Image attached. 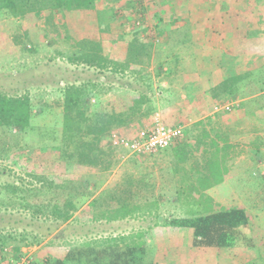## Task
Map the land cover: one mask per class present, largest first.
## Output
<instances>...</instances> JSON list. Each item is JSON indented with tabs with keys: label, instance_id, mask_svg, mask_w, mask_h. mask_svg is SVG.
<instances>
[{
	"label": "rangeland",
	"instance_id": "rangeland-1",
	"mask_svg": "<svg viewBox=\"0 0 264 264\" xmlns=\"http://www.w3.org/2000/svg\"><path fill=\"white\" fill-rule=\"evenodd\" d=\"M97 8L63 15L55 14L51 18L45 16L47 20L43 18L35 23L15 19L5 13L0 14V91L8 96L27 95L32 105L31 126L25 132L19 133L16 129L11 132L0 130V189L6 184L15 183L26 189H38L42 185L34 176H43L50 181L48 183L66 185L64 196L69 193V189L75 188L79 193L74 196L77 210L66 223L57 224L49 218L31 219V211L14 210L5 213L2 210L0 212V227L4 228L2 235L12 234L20 240L24 234L26 242L34 237L39 239V234L43 235V238H40L42 240L39 244L31 247H24L23 243L16 239L9 240L4 247V253H0V264H47L50 261L63 260L73 252L77 254L78 259L69 264H88L85 256L91 259V255L102 248L99 246L100 242L118 238H127L133 246L137 245L141 248L140 251H144L143 255L140 253L137 255L142 264H190V261H184L180 251L186 248V242L191 239V230H183L181 242L184 247L181 246L179 251L176 249L177 230L171 227L159 230V227H163L164 222L171 219L191 218L222 208H240L247 213L251 219V233L257 247L254 250L224 249L219 252L199 250L193 253L190 249L194 262L207 264V260H212L220 264L223 262L243 264L254 260L253 263L247 264H264V111L261 112L260 119L251 116L253 109L261 106L264 108V91H261L263 94L260 96L245 99L244 103L238 102L239 105L242 103L248 107L249 110L246 112L243 108L237 107L238 104L235 103L237 99L226 97L218 102L219 106L229 104L232 108L229 112L218 110L209 115L208 118L215 122L206 128L210 131L211 137L205 138L204 129L195 130L196 136L202 139L201 144L192 143V135L195 132L192 134V130H189L190 125L184 128L181 140L184 139L185 142L187 138V141L183 150L179 148L175 152L179 151L181 154L194 152L196 155L192 158L193 165L200 163L199 158L203 154L199 155V150L208 149L209 142L218 141L217 137L226 140L222 143V146L226 147L222 153H228L230 158L234 157L232 160L230 158L226 160L225 170L220 172L218 177L214 176L217 178L210 182L223 179L218 184L214 183L208 192L200 191L204 194L200 199L199 196L192 195V187L186 182L180 188L181 200L176 202L168 200V197L178 195L179 176H171L167 169L151 174L147 171L144 161L125 160L127 153L124 154L121 149H112L106 145L113 150L111 160L113 166L105 172L60 164L58 153L55 151L59 140L58 130L62 123L64 86L74 81L78 83L96 81L101 77L98 76L97 70L68 62L67 55L70 54L71 44L60 38L65 30L76 42L83 40L97 42L98 34L103 42L104 54L108 58L122 59L121 63L125 64H129L132 59L127 54L128 48L124 45L110 47L108 46L110 39H117L119 32H122V38L129 37L128 33L138 34L140 43L149 44L153 40L150 57L141 58L140 62L143 63L141 67L131 68L142 69V73L136 75L122 73L111 77L110 72H105L104 76L108 82L126 88L121 91L145 87H150L153 91L155 112L145 119L139 128L151 127L155 117L162 123L181 119L187 120L188 124L189 119L192 120V115L197 114L192 112V109L194 110L192 72L197 74V78H202L206 72V65L202 60L206 55L210 58L213 56V61L218 60L219 64H222L218 66L210 62L209 69H212V72L207 68V72L212 74L210 76L212 86L224 79V76L234 75L236 69H239V72L250 71L249 69L254 67L255 71L245 75L246 78L241 80L240 85H243L245 91L242 87L238 93L242 94L244 91L245 98V92L249 87L252 88L254 85L252 90L264 87V0H98ZM205 9L221 13L222 19L226 16L224 24L227 23L228 31L232 27V22L234 25L238 23V30L244 31V36L248 34L260 42L258 55L253 58L246 56L238 62L236 58H239V55L227 56L223 53L221 55L214 50L204 51L198 43L192 44V25L194 27L200 25L205 19L208 23L216 24L221 15L205 17L203 14ZM119 12L126 19L123 21L117 19L115 13L118 15ZM138 20L142 27L134 31L133 23ZM169 26L171 30H167ZM107 27L108 31H103ZM233 28L236 29L235 26ZM195 31L196 38L202 34L197 28ZM222 42L221 46L225 50L238 45L237 42L231 41L230 35H227V41ZM192 55L200 56L201 63L192 65ZM140 62L138 64L141 65ZM225 66H228L227 69H224ZM163 83L167 85L163 86ZM221 84L212 88V92L214 93ZM115 93L111 92L101 100L92 99L93 109L99 108L100 102L101 107L108 106V99H115L118 96ZM136 127L138 128L137 125ZM132 128L135 127L131 126L117 132L126 138H134L139 129L133 134L135 132L132 133ZM173 150L174 148H169L166 151ZM166 163L168 159L162 161L160 166L166 168L168 167ZM189 167L190 163L184 166L186 171ZM147 175L151 177L144 179L143 177H148ZM143 179L148 180L147 185L154 184L155 188L145 191L141 184ZM98 192L100 193L98 198L91 200L86 206L91 196ZM152 194L163 196L164 202L156 206L150 202V197L147 200L146 197ZM8 195L9 193L5 191V194L0 196V203L9 202ZM46 197L51 195L46 194ZM197 199L200 202L193 201ZM35 200L38 201L34 197H29L31 203ZM14 201L18 200L14 197ZM118 201L125 203L131 210L134 208L133 213L123 220L100 219V212L113 208ZM197 204H201L199 210L196 208ZM156 219L159 226H155ZM12 226L17 229L14 230ZM48 231L50 234L46 236ZM160 231L164 238H167L163 244H160L163 239L159 235ZM90 243L93 245L88 250L87 244ZM15 246L21 247L20 254L14 251Z\"/></svg>",
	"mask_w": 264,
	"mask_h": 264
},
{
	"label": "trees",
	"instance_id": "trees-1",
	"mask_svg": "<svg viewBox=\"0 0 264 264\" xmlns=\"http://www.w3.org/2000/svg\"><path fill=\"white\" fill-rule=\"evenodd\" d=\"M96 8L97 0H0V14L5 13L15 19L30 20L34 23L45 18V16H50L51 18L55 14L63 15L75 11L95 10ZM118 18L121 21L124 18L126 19L123 16H119ZM45 19L47 20V18ZM134 31H136V28H134ZM128 35L129 37L125 38L126 41L124 42L127 43V54L132 58L129 64L110 60L104 54L101 40L100 42L91 40L76 42L70 38L67 30H65L64 35L60 36L62 40H67L71 44L69 47V50H71L70 54L67 55L69 63L97 70L98 76H101L96 81L87 80L82 83L74 81L64 86L62 123L58 130L59 140L55 146L60 164L79 169H92L98 172L110 170L113 166L111 162L113 150L107 147L109 146L110 134L113 131L124 130L133 125H139L155 112L153 107L154 93L150 87L121 91L125 88L124 86L111 84V82L106 80L107 77L104 76L105 72H110L111 77L127 71L129 75L143 72L142 69L135 70L131 68L141 67L143 65L140 62L141 58L150 57L149 52L153 40L149 44H144L140 43L138 34L133 35L128 33ZM121 39L124 38L119 37L115 39V43ZM139 62L141 65L138 64ZM239 80L241 79L230 77V79L223 81L221 86L214 90V98H219L218 93L220 91L225 97L235 95L236 84ZM116 88L120 90H115ZM260 91H264L263 86H261ZM111 92H116V95H120L119 98L117 96L115 99H108V106L105 107H101L102 103L100 102L99 108L94 107L93 109L91 104L92 99H104ZM31 117L32 105L27 95L8 96L0 91V130L11 132L13 129H16L19 133L25 132L31 126ZM213 148L217 149V151L211 155L206 163L208 175L199 178L197 189L192 187V195L199 196V199L202 198L200 196H204L200 191L203 192L209 189L214 183L218 184L223 179L210 182L216 179L220 175V172L225 170L224 164L226 162L224 155L220 156V153L224 149L222 151L220 148L218 149L217 144H213ZM214 176L217 177L215 178ZM34 178L42 185L41 188L26 189L16 183L4 185L3 189H0V196L5 194L6 191V193H9L10 201L0 203V212L2 210L5 213H11L14 210L31 211V219L38 217L40 219L49 218L53 219L57 224L68 222L77 210L74 196L79 195L78 191L75 188L74 190L69 189V193H66L67 195L65 194L64 196L66 185L62 183L59 185H55L53 182L48 183L50 181L43 176H34ZM46 194L51 195V197L47 198ZM14 197L18 201H14ZM29 197H34L38 201L35 200L31 203ZM193 201L200 202L198 199ZM200 207L201 204H197L196 208L198 210ZM214 208L213 206L212 210ZM133 210L134 208L131 210L125 203L123 204L118 201L117 205L104 212H100L99 216L100 219H105L106 221L123 220L128 218L133 213ZM156 221L155 226H159L158 219ZM12 227L14 230L17 229L14 226ZM164 227H171L175 231L177 230V245L182 243L181 236L183 230L190 229L191 239L186 242V246L193 248L233 251V249L254 250L257 247V243L251 233V219L240 208H222L215 212L191 218H175L164 222L163 227H159V230ZM3 229V227H0V253L4 251V247L9 240L15 241L16 239L12 234L7 236L2 235ZM49 234L50 231L47 232L46 236ZM159 235L163 238L160 244H163L167 238H164L162 231L159 232ZM38 236L43 238V235L39 234ZM40 238L34 237L31 241L26 242V236L23 234L20 240H16L23 243L24 247H31L32 245L39 244L42 240ZM128 241L129 239L127 238H118L100 242L99 246L102 248L98 249L97 253L92 254L91 259L89 256H85L86 262L88 264H142V260L137 255L139 253L142 254L144 251H140V247H137V245L133 246L131 241ZM174 244L176 245V243ZM87 245L89 246L88 250H90L93 244ZM20 248V246H15L13 249L17 254H20ZM77 259V254L73 252L69 253L63 260L50 261L47 264H69L76 262ZM251 261H247V263H253L254 260Z\"/></svg>",
	"mask_w": 264,
	"mask_h": 264
},
{
	"label": "crops",
	"instance_id": "crops-1",
	"mask_svg": "<svg viewBox=\"0 0 264 264\" xmlns=\"http://www.w3.org/2000/svg\"><path fill=\"white\" fill-rule=\"evenodd\" d=\"M125 3H127V2H125ZM203 14L205 17L206 16L208 17V15L214 16L216 14H221V13H218V12L213 11V10L205 9ZM99 15H100V13H99ZM115 16L118 19L119 16H123V15H121V12H119L118 15L115 13ZM221 16H222V14L219 15V18H218L216 24L208 23L207 19H205V22L200 23V25H195V27H194V25H192V44L198 43L200 46L203 47L204 51L205 50L207 51V49L209 51L214 50V52L218 51L219 54H221V55H222V53L227 55V56L239 55L240 57L236 58L238 60V62L240 60H243L244 57H246V56H247V58H253L256 54L258 55V52H259L258 46H259L260 42L256 41L253 36L249 37L248 34H245L248 37L244 36V31L238 30V26H239L238 23H236V25H234L232 22V27H230L229 31H228V29L226 27V26H228L227 23L224 24V22H226V16L223 19ZM233 26H235L236 29H234ZM195 28H197V30H199V32L202 33L201 35H199V37H197L198 39L195 36V32H196ZM106 30L108 31V27L106 29H103V31H106ZM167 30H171L170 26L167 27ZM124 32H126V31H124ZM121 35H122V32H119V35H117V38H119V37L121 38ZM227 35H230L231 41L234 43L237 42L238 45L232 46L231 48H227L225 50V49H223L221 44L223 43L222 41H227ZM244 37H246V40ZM100 40H102V39L97 34V42H100ZM241 40H242V42H241ZM124 41H126L125 38L121 39L115 43V39L112 38L108 41V46L116 47L117 45H124L125 48H127V43ZM94 42H96V41H94ZM102 44H103V42H102ZM122 56H124V53H122ZM109 59L114 61V62H120V63L122 62V59L119 60L117 57H112ZM201 60L202 59L200 56L192 55V65L201 63ZM213 60H214L213 56H212V58H210L207 55L202 60V62L206 65V72L202 75V78L201 77L197 78L196 77L197 74H194V72H192V99L194 98V101H193L194 110L192 109V112H195L197 114L192 115V120L189 119L188 124H187V120L184 121L181 119H177L174 122H169L168 120L164 121L163 124L165 126L182 127L183 131L185 132L184 128H186L188 125H190L189 130H192V134H193V132H195L196 129H204L203 134L205 135V138L211 137L210 131H207L206 128H208L207 126L213 124L214 121H212V119H210L208 117H209V115L211 116V114L213 112L216 113L218 111V110H216V107L219 106L218 102L223 101V98H226L225 96H223V93L221 91L218 93L219 98H217V97L214 98L215 95L212 92V88H214L215 86H218L220 83H222V81H226V80L230 79V77H235L236 79L244 80V78H246V76L249 75L250 72L255 71L254 67L249 69L250 71L246 70L247 72L246 71H240L239 72L238 71L239 69H236V73L234 75H232V76L226 75V76H224V79L214 83V85L212 86V83L210 82L211 81L210 76H212V74L209 73L210 71L212 72V69L211 70L209 69L210 68L209 65L211 64L210 62H212V63L214 62V63L218 64V66L222 65V64H219L218 60H215V61H213ZM237 66H239V65H237ZM227 67L228 66H225L224 69H227ZM207 68H208L209 72H207ZM125 73H129V72L127 71ZM241 80L237 81L236 88H235V95L228 96L229 98L237 99L235 103H237V104H238V102L244 103L245 99H249V98L251 99V98L260 96L261 94L264 93V92L261 93L259 88H258V90H255V89L252 90L254 87V85H253L252 88L249 87L247 90V91L250 90L248 92L249 94H247V91L245 92L246 97L244 98L243 95H244L245 89H244L243 85H240ZM111 84H114V83H111ZM165 85H167V84L163 83V86H165ZM105 87H107V86H105ZM242 87H243L244 91L242 94H240L238 92L239 91L241 92ZM210 91L212 94L210 93ZM237 107L243 108L244 112L249 110L248 107H245L244 105H242V103H241V105L238 104ZM243 110H241V111H243ZM219 111H221V110H219ZM241 111L239 110V112H241ZM263 111H264V108H262V106L259 107L258 109H253V113L251 114V116H253V118H255V119L256 118L260 119L261 115H262L261 112H263ZM133 126L135 128H132L133 129L132 133L134 131L135 133H133V134H136V131L138 129H140L139 127L142 126V124L140 123L139 125H137L138 128L136 127V125H133ZM129 130H127V131H129ZM188 132L190 133V131H188ZM241 134H242V132L240 133V137H241ZM192 136H193L192 137V141H193L192 143L195 142L196 144H198V143L201 144L200 140H202V139L199 138L198 136H196V132ZM259 136H260V134H259ZM189 138H188V140H189ZM217 138H218V141L217 140H215V141L211 140L209 142L208 149L203 148V149L199 150L200 153L198 152V154L199 155L203 154V155H200V156H202L199 158L200 163H195L194 165L192 162V158L196 155L194 152H192L191 154H186V153L181 154L179 151L175 152V150H177L179 148H182V150H183V146H184V143L187 141V138H186L185 142L183 139L181 141L176 142L173 146H171L170 148H174L173 151L167 152L166 151L167 149H165L163 151L158 152L157 154H155L153 156H141V155H136V154H130L124 150H122V152H124V154L127 153V154H125L126 155L125 160L130 159L131 162H135L137 160L144 161L145 166L147 167V171L151 174H153L154 171H164V169L165 170L167 169L172 174L171 176L178 175L179 176V179L177 181V183H178L177 194L178 195H176L173 198L168 197V200L171 199L172 202H176V201L181 200L180 188H181L182 184L184 185L187 182L188 184H190L191 187H196V189H197L199 178L208 175V170L206 169V163L210 159L211 155H213L214 152L217 151V149L213 148V144H217L218 149L220 148L221 151H222V149L226 148L225 146H222V143L226 142V140H223V138L221 139L220 137H217ZM221 155H224L225 161L226 160L228 161L230 158L228 156V153H222L221 152L220 156ZM231 158H234V157H231ZM166 159H168V163H166V165L168 167L163 168L160 165H161L162 161H166ZM186 163L187 164L190 163V167H189L188 171H186L184 168ZM93 174H94V172H93ZM132 176L134 178V175H132ZM147 176L148 177L144 176L143 178L145 179V178L151 177V175H147ZM133 178H130V179H133ZM144 179L141 182L142 188L145 191L153 190V188H155L154 184L151 183V184L147 185L146 183H149V182L147 179L146 180H144ZM128 181H130V180H128ZM91 189L93 190L94 187H92ZM146 189H148V190H146ZM209 189L205 190V192L206 191L208 192ZM128 190L129 189L127 188L126 191H128ZM98 194H100V193L98 192V193L94 194L93 196H91L90 200L86 203V206L90 203L91 200L98 198V196H99ZM149 197L151 198L150 202H153L156 206L160 205L165 200V198L161 195H155V196L153 194L148 195L146 197V199L148 200ZM181 246L184 247L182 245V243H180L179 245H177L176 249H178L180 251ZM187 247L188 246H186V248L180 252H181V256L184 257V261L185 262L190 261V264H197L194 262V258L190 255V252H189L190 249L192 250V253L199 251V250L200 251H202V250L208 251V252H217V251L219 252L220 250H222V249L193 248L190 246L188 247V249H189L188 250ZM187 250H188V253H186ZM68 252L69 251H67V253ZM223 263H221V264H223ZM207 264H220V263L219 262L214 263V262H212V260H210V261L207 260Z\"/></svg>",
	"mask_w": 264,
	"mask_h": 264
},
{
	"label": "built area",
	"instance_id": "built-area-1",
	"mask_svg": "<svg viewBox=\"0 0 264 264\" xmlns=\"http://www.w3.org/2000/svg\"><path fill=\"white\" fill-rule=\"evenodd\" d=\"M136 29L142 27L140 21H135ZM232 105L224 104L216 107V110L229 112ZM184 136L182 127L165 126L160 119L153 118L151 127H142L137 136L126 138L117 131H113L109 137V147L112 149H121L130 154L141 156H153L160 151L170 148Z\"/></svg>",
	"mask_w": 264,
	"mask_h": 264
},
{
	"label": "water",
	"instance_id": "water-1",
	"mask_svg": "<svg viewBox=\"0 0 264 264\" xmlns=\"http://www.w3.org/2000/svg\"><path fill=\"white\" fill-rule=\"evenodd\" d=\"M161 220V219H160Z\"/></svg>",
	"mask_w": 264,
	"mask_h": 264
}]
</instances>
